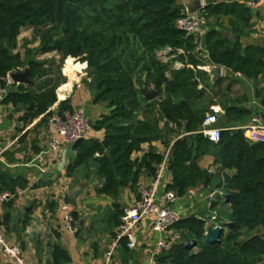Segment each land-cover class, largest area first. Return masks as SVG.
<instances>
[{
  "label": "trees",
  "instance_id": "trees-1",
  "mask_svg": "<svg viewBox=\"0 0 264 264\" xmlns=\"http://www.w3.org/2000/svg\"><path fill=\"white\" fill-rule=\"evenodd\" d=\"M205 2L206 20L228 17L234 29V37L224 36L207 23L202 46L209 62L249 79L264 77V49L243 48L234 41L239 35L237 20L247 12L245 6ZM183 15L177 0H0V86L9 73L25 67L29 69L28 79L35 82L19 85L3 104L24 110L23 123L36 118L46 123L57 103L65 61L67 69L72 60L86 64L93 103L110 111L93 126L95 131L104 132L101 141L87 139L73 145L77 157L68 173L91 163L101 181L97 194L116 199L122 188L137 189L143 172L153 177L164 153L152 144L160 143L169 149L167 171L171 183L166 190L173 191L177 198L199 184L217 191L210 209L215 210L216 200L221 198L229 218L221 223L225 230L215 245L204 242V220L183 218L172 227L179 234L177 243L157 258L158 262L264 264V143H251L242 131L230 130L251 113L233 106L228 95L219 96L215 87L220 86L221 79L210 87L203 72L187 67L174 69L175 62L193 67L204 64L195 53L196 39L175 27V21ZM26 32L32 33L37 46L25 49L22 57L19 37ZM166 48L172 49L168 57L174 58L163 63L158 56ZM179 50L184 54H178ZM50 54L57 57L38 59ZM197 77L215 93L224 110L218 121L223 131L216 144L199 134L211 97L206 90L197 89ZM142 86L157 93L154 101L143 99ZM257 98L264 107V86ZM64 111H74L68 101L58 105V112ZM144 144L149 145L147 152L133 159ZM207 157L212 159L213 172L201 167ZM0 185V190L6 188L1 181ZM115 207L113 220L119 226L122 210ZM189 240L196 243L190 250L185 247ZM121 245L129 251L125 241ZM52 256L53 264H70L59 246L53 247Z\"/></svg>",
  "mask_w": 264,
  "mask_h": 264
},
{
  "label": "crops",
  "instance_id": "crops-1",
  "mask_svg": "<svg viewBox=\"0 0 264 264\" xmlns=\"http://www.w3.org/2000/svg\"><path fill=\"white\" fill-rule=\"evenodd\" d=\"M205 2V0H202ZM247 0H217L223 3H240ZM206 3V2H205ZM244 5V4H243ZM245 6V5H244ZM246 8V7H245ZM246 15L237 20L236 29L239 30L238 42L243 48L255 47L264 49V6L255 10L246 8ZM183 13L185 10L183 8ZM233 19V18H232ZM234 20V19H233ZM230 18L213 17L206 22L220 31L224 36H232L233 27ZM19 50L24 57L25 49H33L37 46L33 41L31 32L23 33L19 37ZM57 57L54 54L45 55L39 60ZM67 60L60 70L61 82L56 91L57 103L51 108L58 109L63 101H68L73 110L85 114L92 123L90 138L102 140L104 132L95 131L94 124L101 116L109 113V109L102 104L93 103V94L89 88L90 75L86 64L74 63L67 69ZM222 71L221 83L215 89L221 95H228L233 106L248 110L251 115L242 124L248 123L253 116L264 117V107L261 105L257 92L264 86V77L249 79L245 76L232 73L225 69ZM209 90H206L208 93ZM220 99V98H219ZM229 103V105H231ZM210 104H219V100L211 99ZM209 106V105H208ZM223 109V108H222ZM24 110L14 108L10 104L0 105V151L2 160L9 165L4 168L0 164V181L6 188L3 190L18 192L16 197L7 203L0 204V232L7 242L20 247L27 264H53V247L59 246L70 259V264H103L105 254L116 241L118 228L114 223L116 206L120 210L134 206L139 197V188L147 185L152 176L143 172L139 178L137 189L122 188L116 199L106 198L97 194L101 181L91 163L81 166L68 173L69 165L76 159L77 151L73 146L61 148L52 163L41 158L40 165L47 169L46 174L38 181V173L34 169L21 166L32 161L44 148L46 137V123H40L41 118L23 123L21 118ZM220 116V118H222ZM219 118V119H220ZM220 123V122H218ZM220 128V127H219ZM158 152L164 153L166 149L160 143H153ZM149 145L144 144L141 151L135 153L133 159L141 158L147 152ZM66 151V164L59 171L63 153ZM97 157V156H95ZM212 159L205 158L201 167L215 170L211 167ZM171 183V175L167 171L165 175L164 189ZM163 189V190H164ZM62 190L65 198L74 193H79L75 208L76 222L79 226V234L72 236L66 232L62 225L61 216L57 213L56 202L53 200L55 192ZM11 192V191H10ZM217 191L204 188L201 184L190 189L183 198H176L171 203V208L180 214L182 218L196 217L204 220L206 227L220 226L216 210H211L210 205L214 201ZM220 193V192H219ZM36 219L35 231L32 232L26 221ZM151 218L143 220L137 229L138 246L135 250L126 251L119 243L113 254L110 264H150L153 261L156 242L167 239L177 243L179 234L174 229L163 234L151 231ZM39 237L37 241L36 238ZM0 264H14L0 250ZM154 264H160L156 259Z\"/></svg>",
  "mask_w": 264,
  "mask_h": 264
},
{
  "label": "built area",
  "instance_id": "built-area-1",
  "mask_svg": "<svg viewBox=\"0 0 264 264\" xmlns=\"http://www.w3.org/2000/svg\"><path fill=\"white\" fill-rule=\"evenodd\" d=\"M243 4L247 9L255 10L264 6V0H247L244 1ZM205 7L206 3L202 1L197 15L187 16L184 14L175 21L177 30L196 39L195 53L203 60L204 64L193 67L191 65L175 62L173 66L175 70L187 67L195 72H203L206 74V63L209 62V55L202 46V39L208 29L205 19ZM171 52L172 49L166 48L159 53V56L162 54L161 56L167 58L166 61H169L170 58H174V56L168 57ZM178 54L181 55L184 54V52L179 50ZM10 74L11 73L4 78V85L0 86V105H2L7 96L16 91L19 86V84L13 82ZM237 75L239 76V74ZM196 82L198 90H207L205 82L201 77H197ZM222 115H224V110L218 104H210L207 107L205 119L201 125L199 134L211 143L216 144L220 141L223 129L218 127V121ZM230 130L242 131L244 137L251 143H264V117L261 115L253 116L248 123L231 128ZM90 131V122L83 112L74 110L72 112L64 111L60 113L58 109L52 110V114L46 121L47 140L44 148L32 161L23 163L21 166L36 170L38 173L36 181H38L47 172V169L42 167L39 163L41 158H45L48 163L54 162L61 148L73 146L81 140L89 139ZM1 154L2 152L0 151V164L4 168H8L9 165L2 160ZM168 155L169 149L164 152L163 159L156 167L155 174L150 182L139 188V197L134 206L122 209L116 241L105 254L103 264L111 263L113 254L121 241H125L127 250L132 251L137 248L138 238L136 232L143 220L151 218V231L153 233L163 234L171 230L175 224L183 219L180 214L170 206L177 198L175 193L164 189ZM17 193L18 192L0 190V204L7 203L14 199ZM53 200L56 202V210L61 216L64 230L72 236H77L79 234V226L74 218L75 208L65 198L62 190L55 192ZM172 246L173 241L160 238L156 242L153 261H151L150 264H154L157 258L162 256L165 252H169ZM0 250L5 256L11 259L14 264H27L20 247L9 244L1 232Z\"/></svg>",
  "mask_w": 264,
  "mask_h": 264
},
{
  "label": "water",
  "instance_id": "water-1",
  "mask_svg": "<svg viewBox=\"0 0 264 264\" xmlns=\"http://www.w3.org/2000/svg\"><path fill=\"white\" fill-rule=\"evenodd\" d=\"M178 4L181 5L184 10H185V15L187 16H195L197 15L201 4L202 0H177ZM215 2V0H214ZM234 41H238V37H235ZM222 71L223 68L220 66H215L212 65L210 62L206 63V82L210 87H213L215 83L221 79L222 77ZM28 73L29 69L27 67L23 68L19 72H12L10 74L11 79L13 80L14 83L19 84V85H25V86H30L34 85V81H30L28 79ZM140 91L143 95V99L147 102H152L156 99L157 93L153 91L152 89H147L145 86H142L140 88ZM92 123L90 122V126ZM66 164V151L63 153L61 162L58 166L59 171H61ZM79 196V193H74L72 194L68 202L73 206H77V198ZM228 199V196H225ZM34 223H37L36 219H33L32 221H26L23 223V226L25 228L26 225L31 228L32 232L35 231L36 225ZM225 228L224 226H216V227H206V233H205V244L206 245H215L219 243L220 236L223 234ZM181 237L184 238L185 234L181 233ZM36 238V237H35ZM37 241L39 240V237L36 238ZM196 245L195 241L189 240L188 243H186L185 247L187 249H192ZM239 245V244H237Z\"/></svg>",
  "mask_w": 264,
  "mask_h": 264
},
{
  "label": "rangeland",
  "instance_id": "rangeland-1",
  "mask_svg": "<svg viewBox=\"0 0 264 264\" xmlns=\"http://www.w3.org/2000/svg\"><path fill=\"white\" fill-rule=\"evenodd\" d=\"M162 55V54H161ZM158 56V60L159 61H162L163 63L165 62L166 63V60L167 58H164L163 56ZM206 79V77H204ZM209 97H211V99H214L216 98L215 97V93L213 91H211V89H209L208 93ZM210 105V104H209ZM222 126V123H218V127H221ZM222 194V193H220ZM216 203H217V207H216V212L218 214V217H219V223L220 222H226L228 221V218H229V211H228V207L225 206L224 204H222V200L221 198H218L216 200ZM196 251V249H195Z\"/></svg>",
  "mask_w": 264,
  "mask_h": 264
}]
</instances>
